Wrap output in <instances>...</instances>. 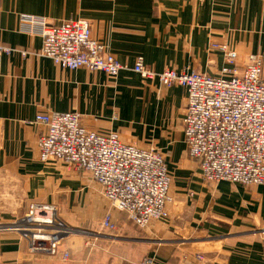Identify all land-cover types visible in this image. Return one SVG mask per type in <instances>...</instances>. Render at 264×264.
<instances>
[{
  "label": "crops",
  "instance_id": "1",
  "mask_svg": "<svg viewBox=\"0 0 264 264\" xmlns=\"http://www.w3.org/2000/svg\"><path fill=\"white\" fill-rule=\"evenodd\" d=\"M21 15L52 26L88 20L126 69L111 78L55 65L38 55L43 40L22 30ZM212 44L236 52L239 71L250 56H261L264 69V0H0V46L29 52L0 55V264H115L87 248L88 239L99 247L98 240L114 237L101 228L108 203L100 186L87 173L39 159L44 127L34 120L51 112L79 113L87 129L165 156L173 178L170 219L141 231L119 228L121 264L145 257L156 264H264V185L205 182L184 140L186 90L132 71L142 57L158 73L218 76L227 64ZM31 204L55 206L77 231L60 248L68 261L32 255L22 233L10 229ZM122 217L116 215L119 224Z\"/></svg>",
  "mask_w": 264,
  "mask_h": 264
},
{
  "label": "built area",
  "instance_id": "2",
  "mask_svg": "<svg viewBox=\"0 0 264 264\" xmlns=\"http://www.w3.org/2000/svg\"><path fill=\"white\" fill-rule=\"evenodd\" d=\"M20 21L24 32L42 38L38 55L63 69H87L111 78L126 69L105 44L95 39L88 20L52 26L46 18L21 15ZM211 49L223 52L226 60L218 76L195 70L158 73L149 69L142 57L137 58L132 71L144 80H158L165 88L181 86L186 90L184 140L205 182L264 185L263 58L250 56L239 71L236 52L227 45L212 44ZM4 52L29 54L0 46V55ZM34 121L44 127L37 143L41 162L57 161L87 173L101 187L102 197L110 204L102 228L118 230L116 211L140 229L169 221L173 178L163 154L125 144L117 133L91 131L79 113H40ZM10 229L22 233L32 255L63 261L71 258L60 250L67 233L54 206L31 204L27 214ZM197 260L203 258L198 256ZM140 264L156 263L154 258L145 257Z\"/></svg>",
  "mask_w": 264,
  "mask_h": 264
},
{
  "label": "rangeland",
  "instance_id": "3",
  "mask_svg": "<svg viewBox=\"0 0 264 264\" xmlns=\"http://www.w3.org/2000/svg\"><path fill=\"white\" fill-rule=\"evenodd\" d=\"M96 39V38H95ZM99 41V40H98ZM99 42H101V41H99ZM103 43V42H102ZM104 44V43H103ZM217 45H227V44H217ZM228 46V45H227ZM230 49V48H229ZM231 50V49H230ZM232 51V50H231ZM50 162V161H49ZM198 164V163H197ZM89 177H90V179L93 181V179H92V177L89 175ZM211 184H216V183H211ZM100 190H101V187H100ZM103 198V197H102ZM104 199V198H103ZM105 200V199H104ZM106 201V200H105ZM107 202V201H106ZM108 203V202H107ZM50 206H53V205H50ZM55 207V206H54ZM110 210V204L108 203V210L107 211H109ZM29 211V210H28ZM27 211V212H28ZM106 211V212H107ZM27 214V213H26ZM25 214V215H26ZM106 214V213H105ZM104 214V215H105ZM115 214L118 216V215H123V217H122V220H120V224L118 225V229L120 228L121 230L123 229V227H125L126 226V228L127 229H130V231H132V230H136V228H134V225L131 223V222H129L128 221V219H127V217H126V215L125 214H123V213H120V212H115ZM24 215V216H25ZM103 218H104V216H103ZM61 220V219H60ZM168 222V221H167ZM64 225H65V230H66V233H67V236L64 238V240L68 237V236H70L71 234H73V233H75V232H77L76 230H74V229H72V228H70L69 226H67L64 222H62ZM118 223H119V221H118ZM126 223H128V224H126ZM153 223H162V222H153ZM152 223V224H153ZM163 223H166V222H163ZM129 225V226H128ZM149 227H151V225L149 226ZM149 227L147 228V229H149ZM102 228V227H101ZM92 229V228H91ZM142 230V229H140V228H137V230ZM102 230H104V231H106V232H109V233H112L113 234V239H108V240H102V241H100V240H98V242L97 243H99V244H101V246H97V244H93L92 242H93V239H88L87 240V248L89 249V246H90V249L91 250H94V251H96L97 250V252H99V258H103V259H106V261H115V264H121V262H120V260L121 259H124L123 257H124V253H122L123 252V250H125V249H123V242H122V238H123V234H121V232L122 231H119V230H117V231H109V230H106V229H104V228H102ZM144 230H146V229H144ZM80 233V232H79ZM83 233V232H82ZM88 237H90V236H88ZM61 250V249H60ZM63 251H61V253H62ZM96 252V253H97ZM69 253V252H68ZM53 258H55V257H53ZM114 259V260H113Z\"/></svg>",
  "mask_w": 264,
  "mask_h": 264
},
{
  "label": "trees",
  "instance_id": "4",
  "mask_svg": "<svg viewBox=\"0 0 264 264\" xmlns=\"http://www.w3.org/2000/svg\"><path fill=\"white\" fill-rule=\"evenodd\" d=\"M118 225H119V223H118Z\"/></svg>",
  "mask_w": 264,
  "mask_h": 264
}]
</instances>
